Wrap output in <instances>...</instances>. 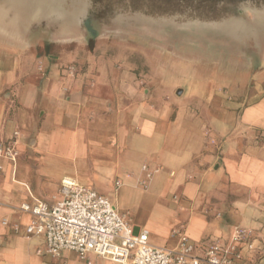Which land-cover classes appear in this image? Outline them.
I'll return each instance as SVG.
<instances>
[{
    "label": "crops",
    "instance_id": "0c3cea01",
    "mask_svg": "<svg viewBox=\"0 0 264 264\" xmlns=\"http://www.w3.org/2000/svg\"><path fill=\"white\" fill-rule=\"evenodd\" d=\"M54 27L0 0V143L20 133L17 161L0 160V264H54L43 236L26 239L35 218L16 210L22 204L54 206L64 177L98 193L106 177L116 192L124 184L141 189L144 164L160 169L148 189L159 215L149 218L152 228L112 204L136 230H148L152 244L175 247L171 233L184 227L203 257L243 227L256 241L254 251L242 250L241 264H264V45L240 69L242 78L222 89L177 83L182 93L172 101L162 74L137 77L133 52L104 37L90 50L79 26ZM69 66L76 68L72 78Z\"/></svg>",
    "mask_w": 264,
    "mask_h": 264
},
{
    "label": "built area",
    "instance_id": "2783aa9c",
    "mask_svg": "<svg viewBox=\"0 0 264 264\" xmlns=\"http://www.w3.org/2000/svg\"><path fill=\"white\" fill-rule=\"evenodd\" d=\"M67 72L72 78L76 68L69 66ZM19 136L20 133L15 132L10 140L0 143V160L17 161ZM141 170L144 180L138 184L147 191L160 169L144 164ZM115 185L120 188L122 184L117 181ZM60 196L61 200L54 206L33 200L16 209L35 218L26 228V239L43 236V253L53 260L60 259L63 252H72L86 264H92L90 255L118 264H241L242 250H255V232L243 227H235L226 244L213 242L203 257L195 255L184 227L171 233L177 241L175 247L156 246L150 242L148 230H136L134 223L119 213L106 196L81 185L76 179L64 177L61 180ZM173 200L178 201V198L174 196ZM2 225L11 224L3 220ZM11 227L15 233L20 230L17 223Z\"/></svg>",
    "mask_w": 264,
    "mask_h": 264
},
{
    "label": "water",
    "instance_id": "95a60500",
    "mask_svg": "<svg viewBox=\"0 0 264 264\" xmlns=\"http://www.w3.org/2000/svg\"><path fill=\"white\" fill-rule=\"evenodd\" d=\"M10 1L18 5L34 21L39 22L47 18L55 27L71 29L79 26L85 33L87 41L89 25L97 31L96 39L120 32L136 31L141 33L137 37H144L146 43L155 42L157 46L160 40L164 39L162 35L166 36L164 41L166 43L172 40L173 36L219 40L228 45L230 50L234 43L250 41L253 44V48L248 49L251 59L257 56L259 48L264 45V0H209L211 9L210 11L207 9L205 17L194 12L196 11L194 7L186 8L189 10L185 11L186 4L183 0H122L125 3L137 1L144 9V11L132 9L133 12L125 13H118L120 10L108 5V0ZM168 7L181 8V11H164ZM248 13L253 19L249 18ZM214 14L219 18H213ZM119 27L122 29H118ZM181 93L182 90H178L177 96Z\"/></svg>",
    "mask_w": 264,
    "mask_h": 264
},
{
    "label": "rangeland",
    "instance_id": "374dc122",
    "mask_svg": "<svg viewBox=\"0 0 264 264\" xmlns=\"http://www.w3.org/2000/svg\"><path fill=\"white\" fill-rule=\"evenodd\" d=\"M108 1V5L120 10L118 13H125L127 11L133 12L132 9L135 11L142 9L144 11L143 7H141V5H139L140 3L137 1L131 3H125V1L122 0ZM193 1L194 0H183L186 4L184 9L194 7V10H196L194 12L197 14L200 13L202 14L201 16L205 17L207 9H209V11L211 9L210 3H208L209 0H195L198 1L196 3ZM171 5L179 6L175 4ZM174 10L181 11V8L168 7L164 9V11L167 12H173ZM187 10L189 9L185 11ZM215 14L213 18H219L218 15ZM247 15L250 19H253L250 13ZM118 29H122V27ZM140 34L141 33L136 31L120 32L108 36L106 39L116 44V47H125L126 51L134 53L132 62L135 66L133 69L138 78H145V76L157 78L158 75L162 74L161 78H164V81H166L164 85L165 93L172 101L177 100L176 95L178 89L174 86L177 83H180L182 87H186V85L207 81L208 83L210 82L212 88L222 89L225 81L242 78L243 74L240 73V69L244 67L246 63L249 67L252 63L251 55L248 54V49L253 48V44L250 41L241 44L234 43L231 45L232 50H230L228 45L223 44L219 40L196 36H173L171 37L172 40H168V43H166L164 42L166 36L162 35L164 39H162V41L160 40L157 46L155 42L150 41L151 43H146L147 41H145L144 37H137L140 36ZM122 44H126V46ZM156 54L159 55L156 57ZM147 57L150 58L149 60H151L153 64L147 60ZM111 146H114V144H111ZM126 180L127 179H125V183ZM97 189L100 193L105 195L111 203L117 206L122 213L128 212L131 219L134 220L138 226L152 228L149 218L152 217L155 219L159 216L158 210L154 206V199L151 197V193L148 192V190L142 191L141 189H133L124 184L119 191L116 192L114 179L110 177H106L99 182L97 184ZM178 228L179 226L175 227V229ZM152 235L154 236V234ZM156 238L158 240L157 243L160 244L162 240L161 235L156 236ZM67 258V260H53V262L54 264H86L83 261H79L75 253ZM104 263L105 262L102 261V264Z\"/></svg>",
    "mask_w": 264,
    "mask_h": 264
},
{
    "label": "trees",
    "instance_id": "16d2710c",
    "mask_svg": "<svg viewBox=\"0 0 264 264\" xmlns=\"http://www.w3.org/2000/svg\"><path fill=\"white\" fill-rule=\"evenodd\" d=\"M89 31V39H88V48L93 50L96 45L97 31L91 28L89 25L87 26Z\"/></svg>",
    "mask_w": 264,
    "mask_h": 264
}]
</instances>
